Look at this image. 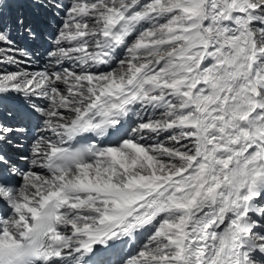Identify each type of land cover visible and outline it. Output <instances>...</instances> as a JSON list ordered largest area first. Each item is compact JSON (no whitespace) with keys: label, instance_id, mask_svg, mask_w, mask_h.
Here are the masks:
<instances>
[{"label":"snow or ice","instance_id":"obj_1","mask_svg":"<svg viewBox=\"0 0 264 264\" xmlns=\"http://www.w3.org/2000/svg\"><path fill=\"white\" fill-rule=\"evenodd\" d=\"M0 264H264V0H0Z\"/></svg>","mask_w":264,"mask_h":264}]
</instances>
